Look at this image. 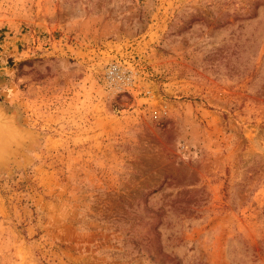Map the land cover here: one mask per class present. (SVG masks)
I'll use <instances>...</instances> for the list:
<instances>
[{
  "label": "rangeland",
  "instance_id": "obj_1",
  "mask_svg": "<svg viewBox=\"0 0 264 264\" xmlns=\"http://www.w3.org/2000/svg\"><path fill=\"white\" fill-rule=\"evenodd\" d=\"M0 264H264V0H0Z\"/></svg>",
  "mask_w": 264,
  "mask_h": 264
},
{
  "label": "clouds",
  "instance_id": "obj_2",
  "mask_svg": "<svg viewBox=\"0 0 264 264\" xmlns=\"http://www.w3.org/2000/svg\"><path fill=\"white\" fill-rule=\"evenodd\" d=\"M0 130L4 132L3 137H0V165H6L15 159L24 133L14 126V117L3 108H0Z\"/></svg>",
  "mask_w": 264,
  "mask_h": 264
},
{
  "label": "bare ground",
  "instance_id": "obj_3",
  "mask_svg": "<svg viewBox=\"0 0 264 264\" xmlns=\"http://www.w3.org/2000/svg\"><path fill=\"white\" fill-rule=\"evenodd\" d=\"M4 132L2 130H0V137H3Z\"/></svg>",
  "mask_w": 264,
  "mask_h": 264
}]
</instances>
